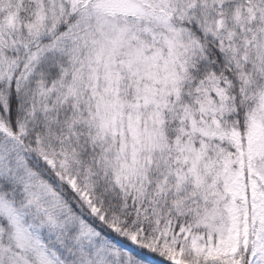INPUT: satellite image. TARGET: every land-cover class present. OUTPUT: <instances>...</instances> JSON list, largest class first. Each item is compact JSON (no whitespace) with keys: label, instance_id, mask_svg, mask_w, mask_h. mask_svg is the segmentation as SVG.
Listing matches in <instances>:
<instances>
[{"label":"snow or ice","instance_id":"snow-or-ice-1","mask_svg":"<svg viewBox=\"0 0 264 264\" xmlns=\"http://www.w3.org/2000/svg\"><path fill=\"white\" fill-rule=\"evenodd\" d=\"M0 264H264V0H0Z\"/></svg>","mask_w":264,"mask_h":264}]
</instances>
